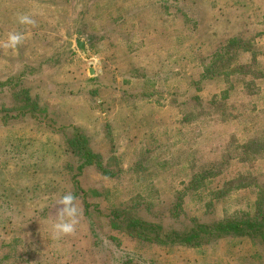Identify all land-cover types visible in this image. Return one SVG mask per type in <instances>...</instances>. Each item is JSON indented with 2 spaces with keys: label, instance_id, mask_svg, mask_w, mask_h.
Returning a JSON list of instances; mask_svg holds the SVG:
<instances>
[{
  "label": "rangeland",
  "instance_id": "1",
  "mask_svg": "<svg viewBox=\"0 0 264 264\" xmlns=\"http://www.w3.org/2000/svg\"><path fill=\"white\" fill-rule=\"evenodd\" d=\"M0 82V264H264L258 240L156 243L110 215L163 237L257 211L264 0H0ZM75 127L111 175L77 173ZM65 193L80 215L57 239Z\"/></svg>",
  "mask_w": 264,
  "mask_h": 264
},
{
  "label": "trees",
  "instance_id": "2",
  "mask_svg": "<svg viewBox=\"0 0 264 264\" xmlns=\"http://www.w3.org/2000/svg\"><path fill=\"white\" fill-rule=\"evenodd\" d=\"M84 36H86V38H89V34ZM228 43V48H230L231 46L239 47L241 44H243L240 43L238 39L230 40ZM247 67L249 66H237L232 71V74H236L238 73V71ZM207 73L210 74L211 71L208 69L206 71V74ZM23 75V73H20L17 76L13 77L19 85L24 79ZM207 76L208 75H203V79H207ZM213 77L209 78L211 79ZM13 78L12 80H14ZM4 85L5 84L3 82H0V89H2ZM25 98H27L28 101H32L28 91L25 92ZM38 103H34L33 108H39ZM74 129V135L68 138V147L75 155H77L81 159V164L78 168H76V170H78L77 173L82 174L87 167H97L103 175H111V171L98 160V155L89 146L85 134L76 127ZM263 195L264 193L262 192L258 195V201L255 203V205H257V211L254 214L242 213L239 216H225L223 219H217L209 223L195 221V223H193V225H191L188 229L166 231V233L161 234V236L163 237H157V235H159V229L157 226H155L154 224H145L146 221L141 219H133V217L129 213H121L116 210L110 214L111 222L112 225L116 228L123 226H125V228H128V230H134L135 228H139L137 232L138 234L143 236L141 238L156 243L170 242L186 244L190 246H199L209 243L211 241L221 239L226 236H236L242 238L245 237L248 239L250 238L254 241L258 240L264 246ZM118 219H120L119 224L115 222ZM114 240L115 242L119 241L117 239Z\"/></svg>",
  "mask_w": 264,
  "mask_h": 264
},
{
  "label": "clouds",
  "instance_id": "3",
  "mask_svg": "<svg viewBox=\"0 0 264 264\" xmlns=\"http://www.w3.org/2000/svg\"><path fill=\"white\" fill-rule=\"evenodd\" d=\"M19 22L22 24H34L35 22L28 15H20ZM22 41L20 34H9L8 43L5 47L15 49ZM75 197L72 193H65L59 200V204L63 205L60 208L58 219L53 225V235L59 239L65 235H70L75 231L78 217L80 215L79 209L75 206Z\"/></svg>",
  "mask_w": 264,
  "mask_h": 264
}]
</instances>
